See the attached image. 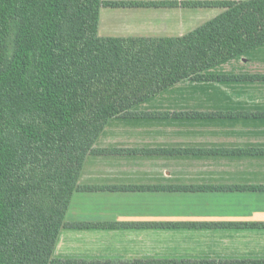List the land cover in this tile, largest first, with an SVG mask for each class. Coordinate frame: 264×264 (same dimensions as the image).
I'll return each mask as SVG.
<instances>
[{"label": "crops", "instance_id": "1", "mask_svg": "<svg viewBox=\"0 0 264 264\" xmlns=\"http://www.w3.org/2000/svg\"><path fill=\"white\" fill-rule=\"evenodd\" d=\"M101 7L99 37H182L220 8ZM264 76V45L206 71ZM111 118L84 160L52 258L79 264H264V80L182 81ZM132 151V152H129ZM167 224L174 225L165 226ZM158 225V226H157Z\"/></svg>", "mask_w": 264, "mask_h": 264}, {"label": "trees", "instance_id": "2", "mask_svg": "<svg viewBox=\"0 0 264 264\" xmlns=\"http://www.w3.org/2000/svg\"><path fill=\"white\" fill-rule=\"evenodd\" d=\"M222 12L182 37H99L103 7L177 2L0 0V264H79L53 250L94 144L113 117L182 81L264 80L206 71L264 45V0L183 2ZM132 152V151H129ZM158 226V225H157ZM165 226H172L167 224Z\"/></svg>", "mask_w": 264, "mask_h": 264}]
</instances>
